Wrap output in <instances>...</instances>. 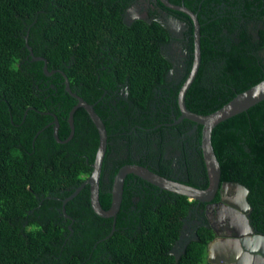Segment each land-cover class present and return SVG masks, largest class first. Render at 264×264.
<instances>
[{"label": "trees", "instance_id": "1", "mask_svg": "<svg viewBox=\"0 0 264 264\" xmlns=\"http://www.w3.org/2000/svg\"><path fill=\"white\" fill-rule=\"evenodd\" d=\"M136 1L0 0V264H204L213 237L208 232H197L203 240L189 243L178 263L169 253L196 201L135 175L126 178L114 228V219L93 211L89 185L65 204L70 217L63 213L64 200L91 175L99 146L83 108L74 114L70 141L59 143L54 136L56 118L59 138L69 137V114L77 104L63 73L106 125L103 170L115 149L109 143L113 133L131 143L135 127L151 142L164 137L168 126L190 122L174 124L193 63V21L157 0L188 27L186 75L176 83L169 80L174 64L162 51L171 34L157 15L149 11L152 22L124 20ZM168 1L190 9L200 24L201 66L186 93L189 110L211 114L264 80V0ZM27 43L46 63L33 60ZM45 64L55 73L45 74ZM194 137L200 145L202 126ZM212 144L221 182L248 188L250 223L264 234V100L220 123ZM118 159L115 175L132 162ZM128 179H135L131 189ZM113 181L104 185L101 176L104 209L111 206Z\"/></svg>", "mask_w": 264, "mask_h": 264}, {"label": "flooded vegetation", "instance_id": "2", "mask_svg": "<svg viewBox=\"0 0 264 264\" xmlns=\"http://www.w3.org/2000/svg\"><path fill=\"white\" fill-rule=\"evenodd\" d=\"M141 2H146L145 12L148 16V20H146L148 22H152L153 20L149 17L150 10L157 15L158 20L161 21L162 19H166L164 21L167 24L169 19L177 18L159 6L157 4V0H138L131 8H129V10H127L126 14L124 15V20L128 16L129 17L126 19V21H129V19L139 15L136 14V11L133 12L132 9L136 4ZM178 19L179 18L176 20ZM135 20L137 19H134L133 21ZM180 20L181 19L178 21ZM133 21H131V23ZM168 30L171 34V40L162 48V51L165 56L170 58L174 64V67L170 71L171 75L169 74V80H175L176 83H178L186 75V61L188 60L187 52L184 49V45L187 42L185 39L186 30L183 33V37H175L172 35V32L169 28ZM173 45H175L174 48L172 47ZM178 46L179 48H175ZM180 52L182 56L180 55ZM181 61H183L182 69L176 71V68L178 67V64L181 63ZM174 70L177 74L174 73L173 75ZM196 129V126L190 122H187L184 124V126H180V128H172L171 126H168L164 137L158 136L153 141L146 142L142 140L143 135L139 132H136L134 127L132 129L133 141L131 143L126 139H114L115 135L121 133H113V138L109 143L110 145L115 146V149L113 148L107 156L106 168L102 173L104 185L111 184L112 176L115 177V170L119 166L118 164H114L113 160L119 158L118 160H121L122 162L127 160L132 161L131 163L127 164L147 166L152 168L155 172L157 171L163 173L164 176L170 179H175L202 188V186H204L208 180H206L205 177L204 170H206V168L203 169L202 165L199 164L201 157L199 153V149H201L200 145L196 144L197 142L195 137L191 138L192 136L196 135ZM121 147H123V149H121ZM134 184L135 179H128V189H131ZM104 189L109 191L107 186H104ZM221 192L223 194H221ZM235 196L236 191L234 189L226 191L222 188L221 191L216 194L212 203L205 204L196 202L189 210L187 217L184 219L181 231H184L186 236L185 238L189 241V243L192 241L200 242L203 240L200 237H197V239L194 237V234L197 235V232L200 230L203 233L208 232L213 234V237H211L207 243L204 264H229V262L233 260L236 262L231 264H262L257 256L260 254V251H264V237H254L256 235H262L263 233L258 232L250 223L249 215L252 211V208L246 215L253 231L251 235L248 233L244 234L246 230L244 228L235 227L232 228L233 230L230 228V226H232V218H236L235 213L237 214V211L243 213L240 209L237 207L234 208V206L231 204V200L232 198H235ZM132 209L133 206L131 207V210ZM237 233L241 235L235 237L234 234ZM174 246L169 253L172 255V257H174L175 262L178 263L185 255L186 249L182 251L180 248ZM211 248H217V250H215V253L210 256L211 260L209 261V252Z\"/></svg>", "mask_w": 264, "mask_h": 264}, {"label": "water", "instance_id": "3", "mask_svg": "<svg viewBox=\"0 0 264 264\" xmlns=\"http://www.w3.org/2000/svg\"><path fill=\"white\" fill-rule=\"evenodd\" d=\"M161 1L163 2L165 6L171 9L186 13L192 19L193 24H194L193 63H192L191 71L188 74L178 94V106H179V110L181 114L179 118L175 120L174 124H179L184 120H189L196 126V128H198L199 125L202 126V138H201L200 148L202 150L203 160H204L205 168H206V174H207V180H208L207 187L201 188L198 186L187 184L182 181L170 179L162 174H159L158 172H155L154 170H152L151 168L147 166L127 164L121 167L119 171L117 172V174L115 175L113 185H112V190H111V196H112L111 206L109 209H104L100 202V181H101V176H102L104 159H105V156L107 153V147H108L107 128L102 118L96 112L95 105L88 103L82 97H80L77 93H74L70 87V83H69L67 76L63 73V75L66 77V81H65L66 90L73 97L76 98L77 104L70 111L68 123H69L71 132H70L69 137L64 141H62L59 138L58 133H59L60 124H59L58 119H55L54 136L56 140L59 143H66L72 139L75 133L74 114L78 108L85 109L90 119L94 123L98 131V134H99V146H98V150L96 153L95 161L93 163L92 173L79 187L76 188L75 192L72 193L70 197L64 200V208H63L64 216L69 218L65 210V204H67L68 201L76 197L82 191L84 187L89 185L91 206H92L93 211L100 217L114 219V224H113V228H114L116 224V217L118 215V212L120 211L121 204L123 201L124 185H125L126 178L128 175H135L147 181L148 183L160 188L161 190H165V191H169L174 194L186 196L189 198L190 201H196L198 203H205V204L212 203L216 194L220 192L222 188L226 191L234 189L236 191V196L235 198H232L231 204L234 206V208L237 207L243 213L238 212V211H237V214L235 213L236 218L235 219L232 218V223H231L232 226H230V228L231 229L235 227L244 228L246 229L244 234L248 233L251 235L253 231L250 227L249 220L246 216L251 210L250 204L247 200L249 190L244 185L239 184L237 182H221L222 169H221L220 162L214 151V147L212 144V134H213V130L220 123L226 121L227 119H230L231 117L235 115H238L248 110L249 108L253 107L254 105L264 100V80L258 83L257 85L249 88L248 90L238 94L230 102H228L223 107H221L220 109H218L217 111L211 114L201 115V114H198V113H195L189 110L186 106V101H185L186 93L188 89L190 88V86L192 85V83L194 82V80L196 79L199 68L201 66L202 54H201V33H200L199 20H198L197 15L193 13L187 7L172 4L168 0H161ZM138 12H139V15H136L135 17L129 19V21H126V19L129 17L128 16L125 19V22L127 24H130L131 21H133L134 19L148 20V16L145 12V8H142V12L140 11ZM164 20L166 19H162L161 21L160 20L159 21L164 27L168 29L169 25ZM168 21L170 23L178 25L179 27L181 26V28H183L182 31H185L187 29L185 23H182L176 19H169ZM183 33H181L180 37H183ZM26 41H28V37H26ZM27 46H28V49L31 51L30 55L34 61H43L46 63V60L44 58L36 57L33 54L32 48L28 45V43H27ZM44 72L47 75H52L55 73V71H52V72L48 71L47 64L44 65ZM221 194L223 193L221 192ZM70 229L72 230L71 227ZM113 232H114V229L111 234H113ZM240 235L241 234L239 233L234 234L235 237L240 236ZM185 237H186L185 233L182 230L180 233V237L176 241L174 247L180 248L182 251H184L189 243V241L186 240ZM194 237H196L195 239H197L198 235L194 234ZM254 237L260 238V237H264V235L263 234L256 235ZM215 250H217V248L210 249L209 261L211 260L210 256H212V254L215 253ZM257 258L261 261L262 264H264V251H260V254L257 256ZM233 262H236V261L235 260L230 261L229 264ZM237 264H242V263H237Z\"/></svg>", "mask_w": 264, "mask_h": 264}, {"label": "rangeland", "instance_id": "4", "mask_svg": "<svg viewBox=\"0 0 264 264\" xmlns=\"http://www.w3.org/2000/svg\"><path fill=\"white\" fill-rule=\"evenodd\" d=\"M145 4H146V2H141V3L136 4V5L133 7L132 11H133V12L136 11V12H137L136 14H139L138 11L142 12V8H145V6H146ZM168 25H169V29H170V31L172 32V35L175 36V37H177V36L180 37L181 33L184 32V31H182L183 28H181V26L179 27L178 25L173 24V23H170V22H168ZM180 32H181V33H180ZM174 46H175V45H173L172 47L174 48ZM179 46H180V43H179ZM179 46H178V47H175V48H179ZM180 55L182 56L181 52H180ZM182 65H183V61H181V63L178 64V67L176 68V71H177V70H178V71L181 70V69H182ZM176 71L174 70L173 75H174V73H176ZM176 74H177V73H176ZM176 77H177V75H176ZM179 77H180V75H179ZM177 78H178V77H177Z\"/></svg>", "mask_w": 264, "mask_h": 264}]
</instances>
